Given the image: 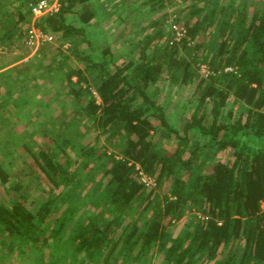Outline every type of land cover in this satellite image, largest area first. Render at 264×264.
<instances>
[{
    "label": "trees",
    "instance_id": "obj_1",
    "mask_svg": "<svg viewBox=\"0 0 264 264\" xmlns=\"http://www.w3.org/2000/svg\"><path fill=\"white\" fill-rule=\"evenodd\" d=\"M34 1L0 0V40L25 37L20 24ZM105 2L59 0L56 12L36 20L59 43L49 63H21L30 72H17L16 92L27 79L32 85L62 72L65 99L57 108L65 114L36 133L44 140L22 144L37 195L0 163L2 253L49 248L60 264H137L153 256L158 264H264V7ZM170 21L189 39L170 42ZM128 22L137 33L117 53L110 37ZM201 63L209 74L200 73ZM162 83L187 90L181 133L154 97ZM5 94L0 117L14 93ZM172 135V151L158 145ZM136 165L154 186L139 182Z\"/></svg>",
    "mask_w": 264,
    "mask_h": 264
},
{
    "label": "rangeland",
    "instance_id": "obj_2",
    "mask_svg": "<svg viewBox=\"0 0 264 264\" xmlns=\"http://www.w3.org/2000/svg\"><path fill=\"white\" fill-rule=\"evenodd\" d=\"M93 1L100 2L101 0ZM143 1L145 0H126V3L134 2L136 5H140ZM241 1H245L249 10H259L264 7V0H237V2ZM112 2L113 0H106L105 4L109 8ZM120 10L121 12L124 11L123 8ZM112 19L114 22L117 21L115 15L112 16ZM29 20L30 18L21 22V31L26 32L30 24ZM136 31L135 24L131 22L115 27L110 40L112 47L117 53L126 50V40L128 42L131 41L133 35L137 33ZM24 41L25 37L14 39L10 43H7V40H0V99L4 97L3 94L9 91L14 93L13 99L4 105V115L0 117V163L10 173L13 182L17 180L25 181L27 191L33 196L40 191H37V179H33L30 182L27 181L29 176L27 168L31 166L32 159L22 144L33 137L37 141L44 140L42 139L43 137L36 135V133L50 131L56 124L62 122L59 120L64 116L65 108H57V103L65 98L63 90L58 86L62 72H54L48 77L42 76L38 81H34L32 85L27 79L22 84V91L16 92L17 72H23V77L30 72V67L28 65L23 66L21 63L33 58H35L34 60L40 59L44 64L49 63L51 55L59 43L53 36L52 42L40 45L37 51L33 53ZM68 41L66 40L65 42ZM154 97L164 106L166 118L170 125L181 133L191 108V104H188V107L184 109L182 108V103L187 101L189 97L187 90L174 84L164 85L162 83ZM38 111L40 114H37ZM209 120L210 116H207L205 121ZM188 136L191 139L196 137L192 130H188ZM158 145L163 149L172 151L176 146V139L172 135L168 139L159 141ZM219 155L223 158L229 157L227 151H221ZM96 179H99V175H97ZM0 192L4 193L1 186ZM182 222L180 220L174 223L175 233L181 228ZM48 249L27 250L24 254H18L16 251L2 253L0 249V264H60V262L56 261L55 253H50ZM159 262L160 258L153 256L149 261L141 259L137 264H158ZM93 263L94 260L85 261V264ZM78 264H81V262Z\"/></svg>",
    "mask_w": 264,
    "mask_h": 264
},
{
    "label": "built area",
    "instance_id": "obj_3",
    "mask_svg": "<svg viewBox=\"0 0 264 264\" xmlns=\"http://www.w3.org/2000/svg\"><path fill=\"white\" fill-rule=\"evenodd\" d=\"M31 12L30 24L26 30L25 35V44L26 46L35 53L38 47L44 43H49L53 41V36L47 33H44L40 28L36 25V20L46 14H51L56 12L59 8V0H37L34 2H30L28 4ZM170 30H171V41L170 42H180L182 38L189 39L187 35L186 28L183 25L174 23L170 21ZM70 47L69 42H65L62 44L63 49H68ZM226 70H232V67H227ZM199 71L203 75H207L210 73L209 68L206 64L201 63L199 65ZM136 169L138 171L137 178L139 182L143 183L147 187L154 186V179L147 174H145L138 165H136Z\"/></svg>",
    "mask_w": 264,
    "mask_h": 264
}]
</instances>
